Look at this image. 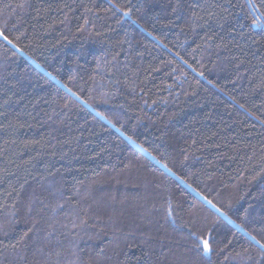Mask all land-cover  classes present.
Returning a JSON list of instances; mask_svg holds the SVG:
<instances>
[{
    "label": "trees",
    "instance_id": "obj_1",
    "mask_svg": "<svg viewBox=\"0 0 264 264\" xmlns=\"http://www.w3.org/2000/svg\"><path fill=\"white\" fill-rule=\"evenodd\" d=\"M0 33V264H264V0H0Z\"/></svg>",
    "mask_w": 264,
    "mask_h": 264
},
{
    "label": "snow or ice",
    "instance_id": "obj_2",
    "mask_svg": "<svg viewBox=\"0 0 264 264\" xmlns=\"http://www.w3.org/2000/svg\"><path fill=\"white\" fill-rule=\"evenodd\" d=\"M0 35H2V33H0ZM5 40H7V37H4ZM169 215H171V212H169ZM202 251L205 252V253H209L211 252V246H210V243L207 239H203L202 241ZM197 247H200V243L197 244Z\"/></svg>",
    "mask_w": 264,
    "mask_h": 264
},
{
    "label": "rangeland",
    "instance_id": "obj_3",
    "mask_svg": "<svg viewBox=\"0 0 264 264\" xmlns=\"http://www.w3.org/2000/svg\"><path fill=\"white\" fill-rule=\"evenodd\" d=\"M134 144V146H136V147H138L135 143H133ZM139 148V147H138ZM158 163V162H157ZM159 164V163H158Z\"/></svg>",
    "mask_w": 264,
    "mask_h": 264
}]
</instances>
